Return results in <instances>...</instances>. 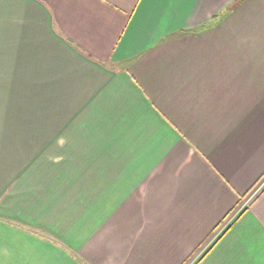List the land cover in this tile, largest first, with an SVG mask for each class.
Returning a JSON list of instances; mask_svg holds the SVG:
<instances>
[{"label": "crops", "instance_id": "crops-1", "mask_svg": "<svg viewBox=\"0 0 264 264\" xmlns=\"http://www.w3.org/2000/svg\"><path fill=\"white\" fill-rule=\"evenodd\" d=\"M263 178L264 0H0V264H264Z\"/></svg>", "mask_w": 264, "mask_h": 264}, {"label": "built area", "instance_id": "built-area-1", "mask_svg": "<svg viewBox=\"0 0 264 264\" xmlns=\"http://www.w3.org/2000/svg\"><path fill=\"white\" fill-rule=\"evenodd\" d=\"M264 188V178L260 181V183L256 186V188L247 196V198H245L243 200V203L239 209L238 212H240L243 208H245L248 203L253 200L257 194H259V192ZM222 232V231H221ZM221 232H218L217 236L221 233Z\"/></svg>", "mask_w": 264, "mask_h": 264}, {"label": "trees", "instance_id": "trees-1", "mask_svg": "<svg viewBox=\"0 0 264 264\" xmlns=\"http://www.w3.org/2000/svg\"><path fill=\"white\" fill-rule=\"evenodd\" d=\"M242 0H238V3L241 2Z\"/></svg>", "mask_w": 264, "mask_h": 264}]
</instances>
